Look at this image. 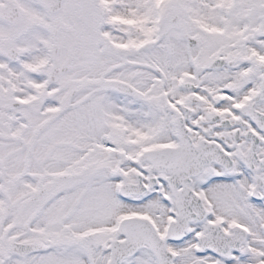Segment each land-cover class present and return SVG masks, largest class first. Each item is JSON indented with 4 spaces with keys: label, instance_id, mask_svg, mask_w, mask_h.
Masks as SVG:
<instances>
[{
    "label": "snow or ice",
    "instance_id": "6c2138e0",
    "mask_svg": "<svg viewBox=\"0 0 264 264\" xmlns=\"http://www.w3.org/2000/svg\"><path fill=\"white\" fill-rule=\"evenodd\" d=\"M0 264H264V0H0Z\"/></svg>",
    "mask_w": 264,
    "mask_h": 264
}]
</instances>
